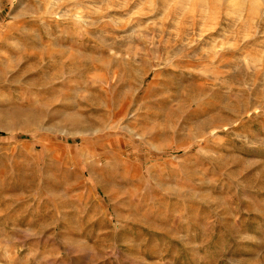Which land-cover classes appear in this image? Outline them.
Returning <instances> with one entry per match:
<instances>
[{
	"label": "rangeland",
	"instance_id": "1",
	"mask_svg": "<svg viewBox=\"0 0 264 264\" xmlns=\"http://www.w3.org/2000/svg\"><path fill=\"white\" fill-rule=\"evenodd\" d=\"M0 264H264V0H0Z\"/></svg>",
	"mask_w": 264,
	"mask_h": 264
},
{
	"label": "bare ground",
	"instance_id": "2",
	"mask_svg": "<svg viewBox=\"0 0 264 264\" xmlns=\"http://www.w3.org/2000/svg\"><path fill=\"white\" fill-rule=\"evenodd\" d=\"M255 1V0H254ZM258 3V2H257Z\"/></svg>",
	"mask_w": 264,
	"mask_h": 264
}]
</instances>
